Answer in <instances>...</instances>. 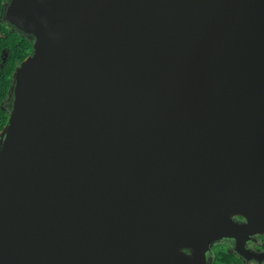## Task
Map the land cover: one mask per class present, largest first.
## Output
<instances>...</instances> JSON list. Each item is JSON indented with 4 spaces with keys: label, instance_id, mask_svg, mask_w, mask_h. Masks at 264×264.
<instances>
[{
    "label": "water",
    "instance_id": "95a60500",
    "mask_svg": "<svg viewBox=\"0 0 264 264\" xmlns=\"http://www.w3.org/2000/svg\"><path fill=\"white\" fill-rule=\"evenodd\" d=\"M0 264H206L264 233V0H8Z\"/></svg>",
    "mask_w": 264,
    "mask_h": 264
},
{
    "label": "flooded vegetation",
    "instance_id": "af4514ba",
    "mask_svg": "<svg viewBox=\"0 0 264 264\" xmlns=\"http://www.w3.org/2000/svg\"><path fill=\"white\" fill-rule=\"evenodd\" d=\"M7 1L8 0H0V4H2L0 20H2L3 26L9 29L8 32L3 34L4 36L9 35V33L16 29L15 27L10 26L8 22L4 20L2 15L3 6ZM19 33L22 34L21 32ZM8 56V46L0 45V76L1 70L6 63ZM1 107L8 114V122L10 112L7 109L6 103L2 102ZM233 218L239 226L237 235L216 242L206 255V264H264V233H248V230L245 229L244 226L246 225L247 218L243 215L237 214Z\"/></svg>",
    "mask_w": 264,
    "mask_h": 264
},
{
    "label": "trees",
    "instance_id": "16d2710c",
    "mask_svg": "<svg viewBox=\"0 0 264 264\" xmlns=\"http://www.w3.org/2000/svg\"><path fill=\"white\" fill-rule=\"evenodd\" d=\"M0 4V13L1 7ZM0 20V45L8 46L9 56L6 60L4 67L1 70L0 76V130L7 123L8 114L2 109L1 103L5 100L8 95V91L12 82L13 73L16 67L30 54H32L33 41L28 39L14 29L9 35L4 36L9 29L5 28ZM5 42V43H3Z\"/></svg>",
    "mask_w": 264,
    "mask_h": 264
}]
</instances>
